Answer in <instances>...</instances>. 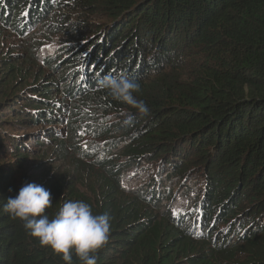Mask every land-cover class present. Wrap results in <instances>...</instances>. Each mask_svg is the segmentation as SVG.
Masks as SVG:
<instances>
[{
  "label": "trees",
  "instance_id": "obj_1",
  "mask_svg": "<svg viewBox=\"0 0 264 264\" xmlns=\"http://www.w3.org/2000/svg\"><path fill=\"white\" fill-rule=\"evenodd\" d=\"M60 1L0 0V23L11 20L15 32L51 15L71 39L48 82L22 101H0V264H66L3 211L29 182L50 190V218L70 200L108 214L96 264H264V0ZM104 76L137 80L149 114L114 100L99 86ZM92 96L113 116L95 125L96 139H114L112 149L125 141L121 155L98 154L87 168L92 154L65 143L83 117L73 108ZM28 127L41 129L27 151L13 131ZM140 164L157 176L128 190L127 173ZM195 175L204 194L192 213L159 208ZM72 264H81L74 254Z\"/></svg>",
  "mask_w": 264,
  "mask_h": 264
},
{
  "label": "rangeland",
  "instance_id": "obj_2",
  "mask_svg": "<svg viewBox=\"0 0 264 264\" xmlns=\"http://www.w3.org/2000/svg\"><path fill=\"white\" fill-rule=\"evenodd\" d=\"M60 2L66 3L68 0H61ZM52 4H55L54 1H52ZM74 5L76 6V4L73 3V8H75ZM53 12L52 10L51 13ZM49 16L46 24L40 20V22L28 28L24 34H19L12 30L11 20L7 25L0 23V101L9 99L10 101L8 103L11 104L13 103V97L15 101H22L19 96L32 93L34 86L48 82L53 77V68L57 66L59 59L62 57L61 51L71 39L70 37L55 32L56 28H53L50 24H54L57 19L59 21V17ZM94 99L96 98L92 96L88 106L85 108L77 110L78 108L76 107L72 110V116L77 111L89 116L84 121H80V123L74 119L72 122V125H75L76 137L78 138L76 143L79 144L78 147L80 150H85L92 154L89 161L83 162L87 168H92L91 161L92 159H96L98 154H105L107 156L111 154L121 155L120 143L125 141L123 139H117V148L112 149L111 145L114 141L112 143L109 140L99 141L96 139L97 131L95 125L99 120L102 122H112L113 116H103L102 114L111 111H101L96 106L97 100L94 101ZM4 113H9V110L4 111ZM123 116L125 117V115ZM3 117L4 115H2ZM2 120L6 122L9 119ZM60 128L54 126L52 130L55 133H59ZM40 129V127L33 129L28 127L21 131H13V133L21 134V137H24V145L27 144L26 150L28 151L32 146L30 139L33 132ZM52 144L54 147L58 146L57 143ZM65 145L68 147V145H72V142L66 141ZM45 150L44 147L43 151L45 152ZM53 157L57 158L52 153V149H48L46 158H48L51 164L55 161ZM114 157L115 155L110 159ZM67 162L62 166L68 168L70 163L69 161ZM150 170L152 169L147 164L136 165L130 169L126 176V188L128 190H135L136 188L143 189L147 187L153 182L152 179L157 176L156 173L150 178L148 174ZM161 177L164 178L162 174ZM179 183V185L173 186L171 197L169 196L168 199H163L164 202L160 203L159 208L161 210L181 212V210L188 208L193 202L200 203L204 194V192L201 193L203 191L201 184L203 185L204 183L202 177L195 175L194 178L186 179ZM169 190L171 188H168Z\"/></svg>",
  "mask_w": 264,
  "mask_h": 264
},
{
  "label": "clouds",
  "instance_id": "obj_3",
  "mask_svg": "<svg viewBox=\"0 0 264 264\" xmlns=\"http://www.w3.org/2000/svg\"><path fill=\"white\" fill-rule=\"evenodd\" d=\"M99 86L111 97L138 110L141 116L149 114V107L137 100L135 93L140 84L126 76H104ZM134 117L128 116L126 124ZM11 192L12 189L10 188ZM53 204L50 190L35 182L23 184L14 196L3 204V211L23 223L25 230L42 246H47L61 257L66 264H72L73 254L81 264H96V254L108 243L110 218L107 213L93 214L92 207L82 200L65 202L53 218L46 209Z\"/></svg>",
  "mask_w": 264,
  "mask_h": 264
},
{
  "label": "bare ground",
  "instance_id": "obj_4",
  "mask_svg": "<svg viewBox=\"0 0 264 264\" xmlns=\"http://www.w3.org/2000/svg\"><path fill=\"white\" fill-rule=\"evenodd\" d=\"M35 23H37V22H40V20L39 21H34ZM95 97V96H94ZM96 106H97V108H99L101 111H106V110H109V109H102L101 107H100V103L98 104V102L96 103ZM110 111V110H109ZM79 115H83V117H81V118H79V119H76V120H78V122L80 123V121H84L87 117H89L88 115H85V114H83V113H80L79 111H77V112H75L74 113V115L72 116V117H76V116H79ZM74 119V118H73ZM81 125V124H80ZM54 127V126H53ZM56 127H61V126H56ZM77 137H76V139H75V141L72 143V145H68V148L69 147H71V148H69L70 150L71 149H75V150H77V151H80V148L78 147L79 146V144L78 143H76L77 142ZM114 140V139H113ZM112 140V141H113ZM61 141V140H60ZM46 142H47V140H46ZM87 152V151H86ZM87 153H89V152H87ZM197 204H198V202L197 203H192L188 208H185V209H183V210H181V213L179 212V214H184V213H188V214H190V213H192L193 211H194V209H195V206H197ZM191 207V208H190Z\"/></svg>",
  "mask_w": 264,
  "mask_h": 264
}]
</instances>
